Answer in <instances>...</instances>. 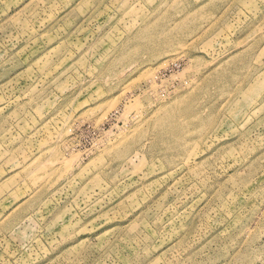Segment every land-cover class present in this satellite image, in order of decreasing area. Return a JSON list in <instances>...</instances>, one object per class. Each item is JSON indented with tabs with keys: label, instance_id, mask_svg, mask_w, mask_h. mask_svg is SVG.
<instances>
[{
	"label": "rangeland",
	"instance_id": "obj_1",
	"mask_svg": "<svg viewBox=\"0 0 264 264\" xmlns=\"http://www.w3.org/2000/svg\"><path fill=\"white\" fill-rule=\"evenodd\" d=\"M0 264H264V0H0Z\"/></svg>",
	"mask_w": 264,
	"mask_h": 264
},
{
	"label": "bare ground",
	"instance_id": "obj_2",
	"mask_svg": "<svg viewBox=\"0 0 264 264\" xmlns=\"http://www.w3.org/2000/svg\"><path fill=\"white\" fill-rule=\"evenodd\" d=\"M164 122V121H163Z\"/></svg>",
	"mask_w": 264,
	"mask_h": 264
}]
</instances>
